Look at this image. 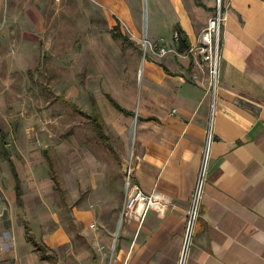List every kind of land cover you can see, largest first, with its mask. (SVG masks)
Segmentation results:
<instances>
[{
	"label": "crops",
	"instance_id": "0c3cea01",
	"mask_svg": "<svg viewBox=\"0 0 264 264\" xmlns=\"http://www.w3.org/2000/svg\"><path fill=\"white\" fill-rule=\"evenodd\" d=\"M196 1L160 0L158 15L150 22L151 39H147L156 42L165 38L168 47L176 48L174 33L179 25L192 48L216 13L214 0L206 8L198 6ZM32 2L0 0V97L17 96L16 91L22 85L35 83L33 68L38 67L40 51L44 48L40 40L44 14ZM164 2L172 7L171 16ZM223 13L220 86L214 108L207 94L208 78L199 72V61L187 52L145 60L141 89L138 94L134 92L139 97L137 115L133 107H125L106 95L110 107L126 123L132 124L135 116L138 119L130 141L124 140V167L118 188L125 194L129 171L134 184L148 195L158 194L165 206L162 213L151 211L141 225L135 221L121 224L111 264H179L186 216L211 120L213 139L207 180L187 264H264V0H224ZM116 28L132 45L119 23L111 32L112 38L124 41L114 36ZM45 58L43 55L42 59ZM194 74L199 76V82L193 80ZM82 86L88 88L83 74ZM88 95L92 108L89 115L99 118L96 96L91 91ZM113 102L130 115L117 109ZM78 112L84 114L79 109ZM98 137L112 148L105 131L104 137L100 133ZM5 141L6 135L2 133L4 157L14 180L15 201L23 205L25 182ZM46 158L52 161L48 154ZM12 165L22 190L20 201ZM8 188L0 185L3 215L4 209L15 203ZM59 190L63 193L60 185ZM119 205H112L111 217L102 218L103 228L97 233L100 242L109 240L117 225L121 216ZM99 206L106 209L104 200ZM83 218L90 223L94 221L89 215ZM26 226L29 224L25 223L24 233L7 230L0 237V262L11 260L19 264L22 251L28 252L33 244ZM17 236L22 240L20 245L16 244ZM33 247L42 263L57 261L46 246H43L49 257L46 260ZM99 255H93L92 264L102 262Z\"/></svg>",
	"mask_w": 264,
	"mask_h": 264
},
{
	"label": "rangeland",
	"instance_id": "374dc122",
	"mask_svg": "<svg viewBox=\"0 0 264 264\" xmlns=\"http://www.w3.org/2000/svg\"><path fill=\"white\" fill-rule=\"evenodd\" d=\"M209 1L198 0L196 4L206 8ZM219 1L214 0L215 7ZM159 2L33 0L44 14V31L40 34L44 48L40 52L46 58L40 57L38 69L33 68L35 83L22 85L17 96L0 97V185H8L11 200L15 201L2 133L25 182L23 205L15 201L4 209L0 237L7 230L24 233L28 223L32 236L57 261L42 263L30 245L27 254L22 251L19 264H92L94 254H100L99 264H111L118 246L121 216L109 240L100 242L97 233L103 228L102 218L112 216V205L120 204L118 211H122L125 194L118 182L124 167V140L130 141L138 119L135 116L132 124L126 123L110 107L106 95L125 107H133L137 115L139 97L134 92L138 94L141 89L143 64L147 58L158 59L145 56L142 42L147 37L151 39L150 22L158 15ZM164 6L171 16L172 7L166 2ZM118 23L132 45L112 38ZM82 74L89 89L82 86ZM89 91L96 96L99 119L112 148L98 137L93 121L83 116L92 112ZM46 154L52 159L63 193L52 180ZM102 200L104 210L99 206ZM87 215L94 221L87 222L83 218ZM16 244H22L20 236Z\"/></svg>",
	"mask_w": 264,
	"mask_h": 264
},
{
	"label": "built area",
	"instance_id": "2783aa9c",
	"mask_svg": "<svg viewBox=\"0 0 264 264\" xmlns=\"http://www.w3.org/2000/svg\"><path fill=\"white\" fill-rule=\"evenodd\" d=\"M223 9L224 5L222 0H220L217 4L215 15L208 21L196 44L187 52L188 55H192L195 60L199 61L197 63L199 66V72L203 73L208 78L207 94L211 97L213 108L217 100V94L220 86L221 53L225 23ZM177 38L178 35L175 33V39ZM142 46L144 48L145 56L149 54L157 58H162L168 54L179 55L176 48L168 47L164 39L152 42L145 38L142 42ZM193 80L199 82V76L194 74ZM212 139L213 134L211 120L208 141L202 164L195 182L190 207L186 216V226L183 235V245L179 264H187L190 250L194 242L195 226L200 217L204 187L207 180L209 152ZM164 208L165 206L160 196L158 194H146L139 186L133 183L128 171L126 178L125 199L121 211V224L135 221L141 225L144 223L146 217L151 211L162 213ZM2 216L3 210L0 205V218Z\"/></svg>",
	"mask_w": 264,
	"mask_h": 264
},
{
	"label": "trees",
	"instance_id": "16d2710c",
	"mask_svg": "<svg viewBox=\"0 0 264 264\" xmlns=\"http://www.w3.org/2000/svg\"><path fill=\"white\" fill-rule=\"evenodd\" d=\"M223 5H224V3H223ZM175 33L178 35V38L175 39V46H176V49H177L178 53H186V52H188L190 50V48H191V44H190L189 38L186 35V33L184 32V30L179 25H176L175 26ZM114 36L117 37V38H123L126 43H129L128 39L124 38L121 35V33L118 31V28L114 29ZM62 100H64V99L62 98ZM65 103L67 104V102H65ZM113 104H114V106L117 109H119V110L124 112V110H122V108H120L117 103L113 102ZM124 113H126L127 115H130L127 112H124ZM84 116L90 118L93 121L98 133H100V135L104 137V131H103V127H102V124L100 122V119L95 114L90 115V116L87 115V114H84ZM49 163H50L51 171H52V174H53V180H54L56 186L59 187V181L57 179V176L55 175L54 165H53L51 160H49ZM12 169H13L14 175L16 176V179H17L16 191H17L18 199L20 201V197L22 195V190H21L20 183H19L17 174L15 172V168H14L13 165H12ZM26 231L29 234L30 242H32V244L35 246V248H36V250L38 252H41L42 259H44V260L48 259L49 257L46 256L45 248L36 242L34 237L31 235L30 228L28 226H26Z\"/></svg>",
	"mask_w": 264,
	"mask_h": 264
},
{
	"label": "bare ground",
	"instance_id": "6f19581e",
	"mask_svg": "<svg viewBox=\"0 0 264 264\" xmlns=\"http://www.w3.org/2000/svg\"><path fill=\"white\" fill-rule=\"evenodd\" d=\"M147 5V4H146ZM148 38V37H147Z\"/></svg>",
	"mask_w": 264,
	"mask_h": 264
}]
</instances>
